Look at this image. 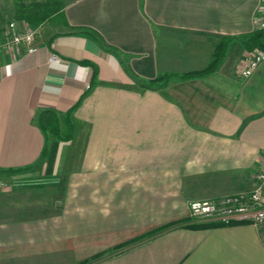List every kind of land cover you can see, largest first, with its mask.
<instances>
[{
  "label": "crops",
  "instance_id": "0c3cea01",
  "mask_svg": "<svg viewBox=\"0 0 264 264\" xmlns=\"http://www.w3.org/2000/svg\"><path fill=\"white\" fill-rule=\"evenodd\" d=\"M262 2L71 0L37 50L1 49L0 264H77L87 244L108 250L172 222L93 264H264L263 225H182L190 202L257 185L264 61L240 76L250 50L238 36L257 29ZM225 36L208 75L152 89L125 69L143 80L201 71ZM44 108L70 111L74 136L52 139L39 162ZM48 188L60 204L33 214L32 192Z\"/></svg>",
  "mask_w": 264,
  "mask_h": 264
},
{
  "label": "trees",
  "instance_id": "16d2710c",
  "mask_svg": "<svg viewBox=\"0 0 264 264\" xmlns=\"http://www.w3.org/2000/svg\"><path fill=\"white\" fill-rule=\"evenodd\" d=\"M56 4V3H55ZM61 8V4H56L54 6L53 3L50 1L47 2H33L30 4H26L24 2H20V6L18 7V14L17 16L21 19H27L30 22L40 23L51 16L53 13L57 12ZM85 33L93 35L96 39L99 40L102 47L106 50L115 53L116 55L120 56L119 50L110 44H108L103 37L94 29H85ZM240 40L243 42L245 47L248 50H252L259 44H264V30L256 29L253 32H250L245 35L238 36ZM232 39L230 36L222 37L219 42L217 43L215 50L213 52V58L209 65L201 70V71H191L182 74H165L158 76L157 78L151 80H143L136 76L129 68L125 65V69L127 73L140 85L148 88H160L167 86L173 79H190L194 77H201L204 75H208L214 72L218 65L223 60L225 50L229 41ZM96 74V71H95ZM36 122L43 131L45 135V146L42 151L41 159L39 162L44 161L48 154L49 143L52 139H57L61 141H69L74 136V124L71 117V112H67L65 114L57 112L55 109L52 108H44L40 109L36 115ZM178 224V222H172L171 224H166L160 226L158 228L153 229L147 233L141 234L139 236H135L134 238L124 241L115 245L114 248L109 250H105L94 254L90 258H86L77 264H86L90 261H94L99 259L100 257L104 256L105 253L113 251L114 249L123 248L131 243L143 240L144 238L150 237L172 225ZM182 225L187 227H212L216 225V223H196L189 219L182 223Z\"/></svg>",
  "mask_w": 264,
  "mask_h": 264
},
{
  "label": "built area",
  "instance_id": "2783aa9c",
  "mask_svg": "<svg viewBox=\"0 0 264 264\" xmlns=\"http://www.w3.org/2000/svg\"><path fill=\"white\" fill-rule=\"evenodd\" d=\"M256 17L257 29L264 30V0ZM20 28L17 22H11L3 36L0 37L1 49H14L27 46L29 51L37 50L35 45L37 31L28 25ZM57 56L52 55L50 60ZM264 61V44L253 48L245 58L240 76L249 77L256 67ZM257 185L248 192L225 195L215 199L196 200L189 203V216L196 223H216L231 225L252 223L264 226V157L256 174Z\"/></svg>",
  "mask_w": 264,
  "mask_h": 264
},
{
  "label": "rangeland",
  "instance_id": "374dc122",
  "mask_svg": "<svg viewBox=\"0 0 264 264\" xmlns=\"http://www.w3.org/2000/svg\"><path fill=\"white\" fill-rule=\"evenodd\" d=\"M47 1H50L51 3H53L54 6L56 4H61V6H62L64 3H67V2H69L71 0H0V5H1L0 6L1 7L0 8V37L4 35L6 29L8 28V26H9V24L11 22H17L18 26H22L20 28H24L23 27L24 25L25 26L28 25L33 30L37 31V33H38V30H40L41 28H43V30L51 29V23L53 22V18H52L53 16H50L48 18V20H44V21H42L40 23H35L33 21L30 22L27 19H21V18H19L17 16L18 7L20 6V2H24L26 4H30V3H33V2H47ZM41 25H42V27H41ZM41 31H42V29H41ZM32 193H33V195H32V199H33V208H32L33 214L37 215L38 213L53 212V211H55V209H56L55 207L57 206V204H60V201H59V203L58 202L56 203L55 194L53 193L52 189H49V188H48V190L42 189L39 192L35 191V192H32ZM130 239H132V238H130ZM130 239H128V240H130ZM134 243H136V242H134ZM134 243H131V244L127 245V246L133 245ZM114 247H115V245L111 246V248H114ZM125 247L120 248V249H114L113 251L107 252L105 254L117 253L120 250L124 249ZM99 252H102V250L93 251L90 248V244H87L85 246V250L81 253V258L82 259H80V260L82 261V260H84L86 258H90L91 256H93V254H95V253L97 254ZM80 260H78L77 262H79ZM94 261H96V260H94ZM94 261H90L89 263H86V264H93Z\"/></svg>",
  "mask_w": 264,
  "mask_h": 264
}]
</instances>
